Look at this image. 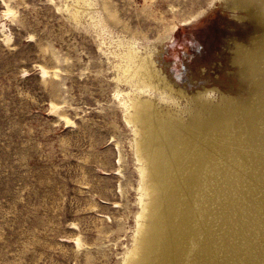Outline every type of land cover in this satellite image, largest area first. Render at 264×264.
<instances>
[{
  "label": "rangeland",
  "instance_id": "obj_1",
  "mask_svg": "<svg viewBox=\"0 0 264 264\" xmlns=\"http://www.w3.org/2000/svg\"><path fill=\"white\" fill-rule=\"evenodd\" d=\"M94 3L102 29L71 0H0V264H125L142 178L108 51L133 37L173 89L150 97L180 132L211 136L205 103L251 105L220 135L233 151L176 162L195 174L183 259L264 264V162L248 161L264 155V0Z\"/></svg>",
  "mask_w": 264,
  "mask_h": 264
},
{
  "label": "bare ground",
  "instance_id": "obj_2",
  "mask_svg": "<svg viewBox=\"0 0 264 264\" xmlns=\"http://www.w3.org/2000/svg\"><path fill=\"white\" fill-rule=\"evenodd\" d=\"M70 5L75 16L86 10L90 14L92 25L95 28H103V19L95 8L94 0H71ZM108 52L117 57L114 64L116 80L124 81L130 87L127 92L117 88L115 94L120 96L126 121L134 127L135 156L140 164L139 172L142 178L139 186L141 207L133 242L135 244L125 252L127 255L123 258L124 263L186 264L183 257L189 210L187 200L180 197L187 192L186 186L192 174H186L176 162L194 163L196 167H200L207 161L209 151H215L216 155L221 150L233 151L232 148L221 145L220 135L226 131V124L232 113L243 111L249 119L251 105L243 108L237 102L218 104L219 106L205 103L204 106L209 108L207 121L210 123L207 126L211 127L212 137L198 131L200 128L203 130L204 124L201 122L195 123L198 138L193 139L189 134L180 132V128L173 123L163 121L157 101L150 97L153 94L158 99H173V89L154 65L151 49L142 53L136 48V40L133 37L116 40L113 50ZM42 70L44 73L48 72L45 68ZM229 127L231 128L230 125ZM260 134L262 136V133ZM248 161L257 166L264 162V155L249 157ZM194 176L195 174L191 177ZM196 264L202 263L198 261Z\"/></svg>",
  "mask_w": 264,
  "mask_h": 264
},
{
  "label": "trees",
  "instance_id": "obj_3",
  "mask_svg": "<svg viewBox=\"0 0 264 264\" xmlns=\"http://www.w3.org/2000/svg\"><path fill=\"white\" fill-rule=\"evenodd\" d=\"M177 30H179V28H177ZM189 38L187 37V38H185L184 40H183V42L181 41V40H177L176 38L173 40V44H175V46H176V44H179V42H181V43H183V45H185L186 44V41L188 40ZM176 40V41H175ZM172 46V45H171ZM180 54H181V52H180Z\"/></svg>",
  "mask_w": 264,
  "mask_h": 264
}]
</instances>
